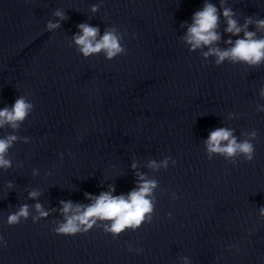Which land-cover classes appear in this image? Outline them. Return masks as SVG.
<instances>
[{
    "label": "clouds",
    "instance_id": "clouds-1",
    "mask_svg": "<svg viewBox=\"0 0 264 264\" xmlns=\"http://www.w3.org/2000/svg\"><path fill=\"white\" fill-rule=\"evenodd\" d=\"M221 7L227 25L225 32L230 37L238 38L234 42L231 38L228 39L226 43L231 46L223 50L213 46L221 38L217 31L220 14L213 3L205 0L202 9L194 12L192 23L187 26L183 37V40L191 46L190 51L208 47V51L203 53V57L207 60L209 56H214V63L217 66L222 65L226 60L232 64L243 63L249 67L264 64V36H258L259 32H264V19L247 16L241 25L234 18L236 13L231 8L224 7V0H221ZM99 8V4H94L90 10L92 13H97ZM53 15L58 19L55 22L52 20L47 22L46 31L48 32L60 28V21L66 19V14L60 9H57ZM249 25H254L256 31H249ZM77 27L79 31L73 35L72 41L84 58L103 53L105 59L110 61L120 55L127 54L124 43L127 33H122L118 27L108 26L103 34L99 27L89 23H80ZM261 96L264 97V89L261 90ZM33 109V103L25 95H19L11 107L5 106L0 109V129L8 127L12 130L11 134L0 137V168L7 170L12 167L9 153L17 142H29V137H20L15 133L33 112ZM256 110L264 112V106H260ZM234 133L235 129L226 127L216 128L209 133L204 141L208 160H212L214 156H221L233 164H236L241 157L244 162L254 160L255 144L253 142L258 139L257 131L254 129L250 132H242L243 139H239ZM170 159L172 160L171 157H166L160 162L151 160L148 167L153 171L161 168L167 169ZM175 163V160H172V164L175 165ZM132 167L135 169L136 165L133 164ZM137 177V187L126 196L123 194L113 195L115 189L110 188L109 191L101 192L99 196L86 193V198L91 201L87 205L74 204L70 200L61 201L60 214L63 219L54 222L56 226L52 229L53 232L62 236H75L88 233L96 227L111 234L112 239L115 240L125 231H136L145 223H151L155 211V190L158 188L159 182L143 173H137ZM8 187L11 188L12 185L9 184ZM38 195L37 191L28 193L29 199H36ZM33 208L35 215H32L29 205L21 204L16 211L8 214L7 226L18 225L22 221H27L30 216L32 222L36 223L50 215V210H45L40 203H36ZM259 216L264 219V207L259 208ZM7 243L3 236H0V247H6ZM235 247L230 246L229 250ZM128 251L140 254L143 253V248L133 249L131 245H128ZM236 251L239 249L236 248ZM181 264H190L189 257H181Z\"/></svg>",
    "mask_w": 264,
    "mask_h": 264
}]
</instances>
